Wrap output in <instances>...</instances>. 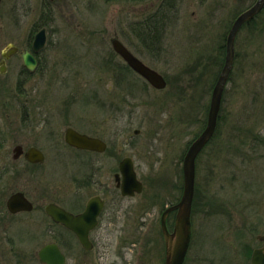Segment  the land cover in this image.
I'll return each instance as SVG.
<instances>
[{"label":"rangeland","instance_id":"1","mask_svg":"<svg viewBox=\"0 0 264 264\" xmlns=\"http://www.w3.org/2000/svg\"><path fill=\"white\" fill-rule=\"evenodd\" d=\"M256 2L3 0L0 52L12 42L25 45L47 28L37 74L21 81L15 59L0 75V127L24 131L26 144L47 156L42 167L30 170L65 188L71 173L75 189L73 177L83 178L81 166L88 161L98 168L93 181L99 183L83 192L114 198L117 157L70 156L64 144L70 124L86 125L84 130L117 141L120 159H133L144 184L141 194L107 207L91 237L93 251L85 252L71 236L69 264H164L162 213L181 198L183 157L205 127L225 61L221 47L237 17ZM113 39L163 75L166 88L153 90L123 65ZM117 76L135 82L132 99L117 94ZM123 102L127 109L118 118ZM173 221L174 215L169 225ZM191 222L186 264H249L248 251L259 244L256 236L264 235V9L237 36L217 134L197 164ZM32 229L23 245L27 263L39 264L37 253L51 237L45 223Z\"/></svg>","mask_w":264,"mask_h":264},{"label":"flooded vegetation","instance_id":"2","mask_svg":"<svg viewBox=\"0 0 264 264\" xmlns=\"http://www.w3.org/2000/svg\"><path fill=\"white\" fill-rule=\"evenodd\" d=\"M2 2L0 6L2 5ZM42 29L45 30V45L38 52H35L33 49V42H34L36 34ZM40 30H38L35 34H33L29 42L27 41L25 45H22V42H12L6 45L2 49V51L0 52V75H6L9 68L11 67L12 62L15 59H19L21 63V69H19L16 72L18 75V78H20L21 81H26L29 77H34V75L37 74L38 70L42 67L41 58L45 51L44 49H45V46L48 40L47 28L42 27ZM8 46L14 48L13 49L14 52H12L9 58H4L3 54H4L5 49ZM129 51L135 57H137L131 50ZM25 52H29L31 56L33 57V59L35 60L36 65L32 71L28 70L24 66V60L22 58V55ZM118 57L120 58V61L124 65L125 62L123 61V59L120 56ZM147 66L151 68L149 65ZM127 68L131 70L132 72H134L128 66ZM2 69L3 71H1ZM124 78L125 77L123 76L116 77L117 80L115 82L116 84L115 87L117 90H119L117 94L121 95L122 93V96H121L122 98L125 99V97H128L129 99H132L135 95L133 93L135 82H131L130 80L124 79ZM138 78L142 79L144 84L149 85L153 90H156L143 77L138 75ZM18 83H21V82L18 81ZM156 91H160V90H156ZM116 99L119 100V96H116ZM126 109L127 108L125 107V102H123L122 107L119 105L116 116H118L119 118L120 116L124 115L126 112ZM70 116H71V113H70ZM85 126L84 125L81 126L82 128H80V126L78 128H74V127H71V124H70L64 130V133H63L64 144L67 146L70 156H72L71 155V152H72L76 154L82 153L86 157L87 155L98 156V155H104L107 153H113L117 157L118 159L117 170L115 174L113 175L114 184H115V187L113 190L114 198H109L107 194L101 191H95L90 194H85L83 192V189L91 187L93 183L94 184L99 183V182L93 181V175L98 170V168H94L92 164L88 161L82 163L83 165L81 166L84 170H86L83 173V178L77 179L76 177H73V182L77 186L75 189H71V173L69 174V177H68L69 183H67L66 188L62 186L64 185L63 182H62V185L57 184V182L55 184L46 183L45 182L46 180H44V178H42L40 175H37L30 170L32 168L39 169L40 167L43 166L47 158L45 152L34 145L26 144V141L24 139L25 138L24 131L12 129L10 132V131H7V129L3 130L0 127V245H1L0 246V264H5L8 262H9L8 264H28L27 262H28L29 257H27V254L25 252V247L23 244L26 240L28 241V239L32 238L34 235V234L31 235V233L29 234L28 230L29 229L33 230L32 227L37 226L39 223L46 224V227H47L46 232L50 235L51 239L48 240V242L45 245H43L38 251L37 253L38 263L44 264L40 261V258H39V252L41 251V249H43L47 245L54 244L59 248V250L65 257V263L69 264L67 255L69 251L71 250V236L73 237V239H75L80 244L81 248L85 252L89 253L93 251L94 243L91 237L94 231L100 225L102 217L107 211V207H118V199L134 198L136 195H139V194H135L134 196H123L122 191H121L123 175L120 170V164L125 158H129L132 161L133 169L137 175L133 159L131 157H124L120 159L119 157L120 154H118L119 151H118L117 141L110 143V141H106L104 139L102 134L94 132V131L90 133L89 131L84 130ZM69 129H72L75 132L81 135H85L89 138L99 140L100 142L106 145L105 150L102 152H99V151L90 150V149H79L75 146L70 145L69 143L66 142V139H65V133ZM204 129L205 127L203 128V130ZM203 130L197 135V137L201 135ZM16 133L19 134L18 136L19 138L16 136ZM139 133H140V130H134L135 135H138ZM216 134H217V130L213 138L209 141V143L205 146V148L201 151V153L197 157L196 174H197V164L199 163V158L206 151L207 147H209L214 142ZM32 150H34V152H36L37 154L41 153L43 160L40 162H35V163L31 162V159L35 158V156L32 153ZM187 151H188V148L184 154V157ZM184 157H183V160H184ZM137 178H138V175H137ZM138 180L140 181L139 178ZM77 181L80 184H78ZM143 189H144V184H143ZM12 198H17V202L14 204H10L9 202ZM91 201L95 203L96 207H102V210L97 217L96 227L89 232V240L92 243V249L85 250L83 246L81 245V243L79 242L78 237L73 231H71V229L53 220V218L47 212V207H59L60 209L64 210L66 213L77 216L85 212L86 207H88V204ZM179 202L180 201H178L175 204H171L167 206V208L175 206ZM10 207H17V210L16 209L13 210ZM22 207H32V209L26 210V209H22ZM172 215H174V220H175L176 212L174 211L170 213V215L168 216L167 226H168L169 231L170 229L171 230L173 229L172 225L174 224V221H173V224L169 225V219L171 218ZM261 237H263V235L256 236V239L259 242V244L257 246H254L251 249V251H248L247 253L249 264H251V256H252L253 251L264 247V241L261 240ZM164 249H165V256H166L165 243H164ZM189 249H190V245H189ZM187 255H188V252H187ZM187 255H186V258L183 264H186L187 262ZM1 257L3 258V260ZM164 264H165V261H164Z\"/></svg>","mask_w":264,"mask_h":264},{"label":"water","instance_id":"3","mask_svg":"<svg viewBox=\"0 0 264 264\" xmlns=\"http://www.w3.org/2000/svg\"><path fill=\"white\" fill-rule=\"evenodd\" d=\"M54 2L55 0H51ZM2 0H0L1 4ZM264 8V0L257 2L240 14L234 21L226 43V56L224 66L214 86L207 124L202 134L190 145L184 160H183V193L180 202L172 207H168L161 216V229L164 238L166 256L165 264H183L191 241V211L195 193L196 181V159L200 152L205 148L209 141L213 138L218 125L219 113L221 110L222 99L225 88L229 81L234 60H235V41L242 27L255 19ZM45 45V30H40L34 39L33 49L38 52ZM113 50L120 55L125 62L139 75L145 78L151 86L157 90H162L167 83L163 76L155 70L147 67L143 62L137 59L118 39L111 41ZM14 48L8 46L4 51V58H9ZM24 66L32 71L35 68V60L29 52L22 55ZM3 71V69L1 70ZM66 142L79 149H90L102 152L106 145L97 139L89 138L81 135L72 129L65 133ZM34 159L31 162H40L43 160L41 153H36L32 150ZM120 170L123 175L121 191L123 196H134L140 194L143 190V184L138 180L133 169L132 161L125 158L120 164ZM17 202V198H12L10 204ZM16 209L17 207H10ZM20 208V207H18ZM22 209L31 210L32 207H22ZM102 207H96L94 202H90L84 213L74 216L68 214L59 207H47L48 214L54 221L63 224L71 229L79 239V242L85 250L92 249V243L89 240V232L97 225V217L101 212ZM176 212L173 231H169L167 227V219L170 213ZM264 240V237H261ZM40 261L44 264H66L65 257L59 248L50 244L45 246L39 252ZM251 264H264V248L257 249L252 255Z\"/></svg>","mask_w":264,"mask_h":264},{"label":"trees","instance_id":"4","mask_svg":"<svg viewBox=\"0 0 264 264\" xmlns=\"http://www.w3.org/2000/svg\"><path fill=\"white\" fill-rule=\"evenodd\" d=\"M261 13L254 20H252L250 23L246 24L243 28L248 27V26H252L256 22V20L259 19ZM147 27H148L147 29H149V30L154 29V25H148ZM149 35H152V34L149 32ZM225 48H226V46H225V44H223L221 47L223 53L225 52Z\"/></svg>","mask_w":264,"mask_h":264}]
</instances>
